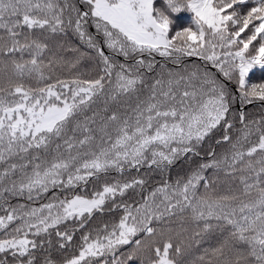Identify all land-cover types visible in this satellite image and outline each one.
Here are the masks:
<instances>
[{"label":"snow or ice","instance_id":"1","mask_svg":"<svg viewBox=\"0 0 264 264\" xmlns=\"http://www.w3.org/2000/svg\"><path fill=\"white\" fill-rule=\"evenodd\" d=\"M257 71L264 0H0V264H264Z\"/></svg>","mask_w":264,"mask_h":264},{"label":"trees","instance_id":"2","mask_svg":"<svg viewBox=\"0 0 264 264\" xmlns=\"http://www.w3.org/2000/svg\"><path fill=\"white\" fill-rule=\"evenodd\" d=\"M157 59L159 60L160 58L157 57ZM251 75V74H250ZM261 80H264V73H260L259 71L256 72V75L253 76L250 80H249V83H257V82H260ZM249 111H260V109L257 107V108H252L251 106L249 107L248 109Z\"/></svg>","mask_w":264,"mask_h":264}]
</instances>
